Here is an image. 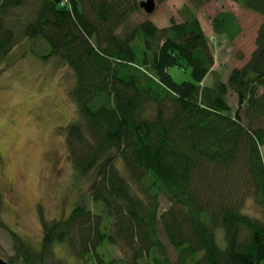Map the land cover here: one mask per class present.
I'll return each mask as SVG.
<instances>
[{
	"label": "trees",
	"instance_id": "obj_1",
	"mask_svg": "<svg viewBox=\"0 0 264 264\" xmlns=\"http://www.w3.org/2000/svg\"><path fill=\"white\" fill-rule=\"evenodd\" d=\"M142 1L0 0V76L21 45L73 70L82 119L63 133L77 181H92L67 218L42 219L39 248L4 222L0 191L8 264H68L57 244L85 263L92 253L104 264L99 250L109 244L128 264H264V19L250 59L223 80L196 12L209 0H188L182 21L163 28L128 22ZM231 1L264 18V0ZM212 26L230 42L242 32L228 11ZM173 66L190 68L192 80L176 82ZM250 198L262 218L245 212Z\"/></svg>",
	"mask_w": 264,
	"mask_h": 264
},
{
	"label": "rangeland",
	"instance_id": "obj_2",
	"mask_svg": "<svg viewBox=\"0 0 264 264\" xmlns=\"http://www.w3.org/2000/svg\"><path fill=\"white\" fill-rule=\"evenodd\" d=\"M187 2L159 3L155 13L148 15L142 9L131 14L128 22L136 25L151 20L158 27H168L171 18L182 21L179 11ZM223 11L234 13L242 29L240 36L231 42L213 30V18ZM196 12L210 39L214 73L225 80L232 69L243 66L250 59L264 18L231 0H209ZM14 59L16 64L0 76V148L7 157L0 164V191L5 201L1 217L10 228L39 248L42 219L67 218L82 193L89 195L92 181H77L63 133L65 126L82 119L76 102L70 97L75 81L73 70L57 59L43 62L34 58L25 53L23 45L12 52L8 61ZM169 73L178 83L192 80L190 68L173 66ZM213 82L211 74L204 84ZM229 102L233 109L236 108L237 98L233 93H230ZM161 200L162 210H165L169 204L163 197ZM245 212L258 219L263 216L253 198L249 199ZM216 235L220 247L225 248L224 230L218 229ZM161 238L175 258L176 253L162 229ZM55 252L68 264H101L92 253L87 256V263L74 258L66 244H57ZM99 252L104 254V264H110L112 257L120 259L114 264H128L121 247L104 244ZM8 255H14L11 236L0 229V256L6 258Z\"/></svg>",
	"mask_w": 264,
	"mask_h": 264
},
{
	"label": "water",
	"instance_id": "obj_3",
	"mask_svg": "<svg viewBox=\"0 0 264 264\" xmlns=\"http://www.w3.org/2000/svg\"><path fill=\"white\" fill-rule=\"evenodd\" d=\"M142 9L148 14H153L157 10L158 4L156 0H144L140 3ZM0 264H8V262L0 256Z\"/></svg>",
	"mask_w": 264,
	"mask_h": 264
},
{
	"label": "flooded vegetation",
	"instance_id": "obj_4",
	"mask_svg": "<svg viewBox=\"0 0 264 264\" xmlns=\"http://www.w3.org/2000/svg\"><path fill=\"white\" fill-rule=\"evenodd\" d=\"M5 160H7V157H6L5 153L0 148V164L2 162H4Z\"/></svg>",
	"mask_w": 264,
	"mask_h": 264
}]
</instances>
